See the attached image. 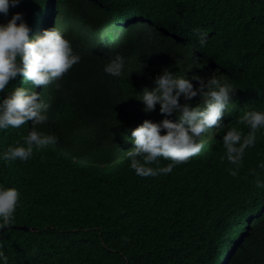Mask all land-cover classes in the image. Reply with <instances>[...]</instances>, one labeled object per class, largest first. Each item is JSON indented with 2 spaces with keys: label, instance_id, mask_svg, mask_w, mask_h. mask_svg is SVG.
I'll return each mask as SVG.
<instances>
[{
  "label": "trees",
  "instance_id": "obj_1",
  "mask_svg": "<svg viewBox=\"0 0 264 264\" xmlns=\"http://www.w3.org/2000/svg\"><path fill=\"white\" fill-rule=\"evenodd\" d=\"M42 1L21 0L0 22L23 12L32 36L47 10L56 11L59 26L78 17L68 40L80 60L55 80L56 91L51 82L34 87L48 101L39 127L56 142L27 161L0 160V184L21 192L14 224L0 233L9 264H264V189L249 171L264 176L256 168L264 160V135L246 150L235 178L220 160L228 125L206 134L201 152L166 175L137 176L125 156L134 146L133 128L163 119L159 105L144 112L135 96L154 87L165 67L188 78L216 72L233 83L238 89L226 123L235 115L237 126L243 111L264 109V0H119L112 7L134 19L117 24L103 42L83 33L103 13ZM201 32L208 34L203 47ZM116 53L126 61L121 77L103 71ZM21 84L18 76L6 92ZM31 126L29 120L0 130V152L23 142Z\"/></svg>",
  "mask_w": 264,
  "mask_h": 264
},
{
  "label": "clouds",
  "instance_id": "obj_2",
  "mask_svg": "<svg viewBox=\"0 0 264 264\" xmlns=\"http://www.w3.org/2000/svg\"><path fill=\"white\" fill-rule=\"evenodd\" d=\"M24 1L37 3L38 0ZM60 1L62 0H43L42 4L59 7ZM65 1V6L75 8L89 5L103 13L93 21L97 24L96 27L83 32L89 42L105 41L117 24L125 26L134 19L122 17L119 9L112 7L119 0ZM20 3L21 0H0V15L7 17L9 8ZM44 15L42 29L32 36L29 35L31 28L23 12H14L5 22H0V93L6 92L10 81L18 76L22 81L21 86L6 92V96L0 95V130L20 128L29 120L32 124L23 142L18 141L0 152V160L5 163L27 161L33 156L34 150L56 142L54 134L39 127L47 120L48 101L42 99L34 87L51 82V87L56 91L59 85L55 80L80 60V55L72 49L68 40L72 27L79 18L75 17L59 26L55 10H47ZM207 42L208 34L201 32L198 44L203 47ZM125 63V57L116 53L104 64L103 71L110 76L121 77L125 72ZM191 67L189 65V69ZM178 73L167 67L163 68L153 80L154 87L145 86L135 96L142 102L144 112H153L159 105V113L163 119H143L131 130L130 138L134 146L125 152L129 168L140 177L169 174L174 166L201 152L206 134H214V129H224L228 125L221 138L224 151L220 160L227 161L230 165L226 169L228 175L238 177L244 165L246 150L255 147L258 134L264 135V109L250 108L243 111L237 118V126L235 115L230 123H226L225 115L231 113L230 105L234 103L232 97L238 88L216 72L208 78L197 74L188 78L185 72ZM193 81L198 84L194 86ZM24 82H28L31 87L23 86ZM50 90L51 88L46 98L51 102ZM197 96L202 102L193 105L191 101ZM181 97L184 103L180 102ZM173 114L175 119L172 118ZM160 158L170 162L162 165ZM256 168L264 170V160L259 161ZM249 171L255 176V186L264 189V176L256 169ZM20 198L21 192L17 187L0 184V233L14 224ZM0 264H9V257L2 249Z\"/></svg>",
  "mask_w": 264,
  "mask_h": 264
},
{
  "label": "water",
  "instance_id": "obj_3",
  "mask_svg": "<svg viewBox=\"0 0 264 264\" xmlns=\"http://www.w3.org/2000/svg\"><path fill=\"white\" fill-rule=\"evenodd\" d=\"M24 227V226H23ZM25 228V227H24Z\"/></svg>",
  "mask_w": 264,
  "mask_h": 264
}]
</instances>
